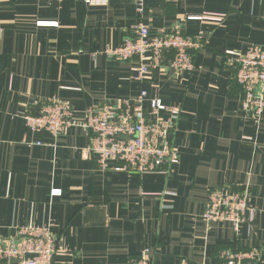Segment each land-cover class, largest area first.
Instances as JSON below:
<instances>
[{"label":"crops","instance_id":"0c3cea01","mask_svg":"<svg viewBox=\"0 0 264 264\" xmlns=\"http://www.w3.org/2000/svg\"><path fill=\"white\" fill-rule=\"evenodd\" d=\"M203 14L224 17L187 19ZM137 22L150 37L174 26L201 35L194 70L166 65L139 81L134 62L108 58L104 50ZM250 45L264 46V0H144L141 16L135 0H0V238L46 227L53 264H129L144 248L150 264H219L226 250H259V260L242 264H264V112L258 122L242 112L232 60ZM141 91L148 110L154 99L179 109L170 134L179 161L162 174L116 171L114 162L100 171L84 156L81 128L54 139L23 120L60 99L80 122L85 110L133 104ZM213 190L246 194L253 222L239 234L229 223L204 222Z\"/></svg>","mask_w":264,"mask_h":264},{"label":"built area","instance_id":"2783aa9c","mask_svg":"<svg viewBox=\"0 0 264 264\" xmlns=\"http://www.w3.org/2000/svg\"><path fill=\"white\" fill-rule=\"evenodd\" d=\"M87 2L92 6L106 4V0ZM143 2L135 0L140 16ZM223 17L203 14L187 19L222 22ZM37 26H56V23L38 22ZM201 43V35L187 36L180 26H174L168 32L161 30L157 36L150 37L148 26L137 22L130 27L129 36L118 46L104 50V54L122 62H134L135 79L141 81L152 69L166 65L177 72L193 71L192 52L199 50ZM166 53H170L171 57L164 63ZM232 60L237 66L234 81L242 90L241 110L258 122L264 112V46L250 45L243 53L236 52ZM145 99L146 92L141 91L133 104L128 100H117L87 109L80 122L73 118V111L67 102L51 99L39 104L35 113L25 114L23 120L31 132H46L54 139L71 127L81 128L89 141L84 156L95 158L100 171H105L108 164L114 162L116 171L139 176L162 174L165 167L179 161L170 142L179 109L154 99L150 101L148 110L144 106ZM162 113L166 114L165 118ZM52 194H59V191ZM254 211L246 194L225 196L213 190L204 205L202 219L206 223H229L239 234L243 224L253 222ZM55 252L54 235L46 227L28 225L18 228L12 237L0 238V264H53ZM150 253L149 248H144L129 264H150ZM259 258V250H226L220 254L219 264H242ZM179 264L188 263L181 261Z\"/></svg>","mask_w":264,"mask_h":264},{"label":"water","instance_id":"95a60500","mask_svg":"<svg viewBox=\"0 0 264 264\" xmlns=\"http://www.w3.org/2000/svg\"><path fill=\"white\" fill-rule=\"evenodd\" d=\"M37 110V109H36ZM120 139H123V137H119ZM12 263H15V261H12Z\"/></svg>","mask_w":264,"mask_h":264},{"label":"trees","instance_id":"16d2710c","mask_svg":"<svg viewBox=\"0 0 264 264\" xmlns=\"http://www.w3.org/2000/svg\"><path fill=\"white\" fill-rule=\"evenodd\" d=\"M219 259V258H218Z\"/></svg>","mask_w":264,"mask_h":264}]
</instances>
